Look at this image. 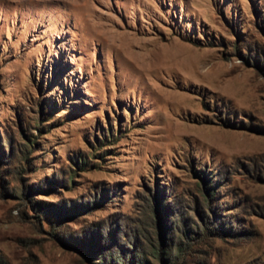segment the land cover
I'll list each match as a JSON object with an SVG mask.
<instances>
[{"label": "rangeland", "instance_id": "1", "mask_svg": "<svg viewBox=\"0 0 264 264\" xmlns=\"http://www.w3.org/2000/svg\"><path fill=\"white\" fill-rule=\"evenodd\" d=\"M61 231L264 264V0H0V264Z\"/></svg>", "mask_w": 264, "mask_h": 264}, {"label": "trees", "instance_id": "2", "mask_svg": "<svg viewBox=\"0 0 264 264\" xmlns=\"http://www.w3.org/2000/svg\"><path fill=\"white\" fill-rule=\"evenodd\" d=\"M31 142H34L31 141ZM31 142H28L31 145ZM96 204V201L88 202L86 206H90V204ZM64 213V212H63ZM66 214V213H65ZM161 218V211L158 213ZM40 216V215H39ZM39 216L37 215L36 220H39ZM70 232L61 231L59 237L62 240L75 248L79 249L86 257H89L90 264H157L153 262L150 258H148L145 250L139 245L137 242H129L132 245V248L125 244H120V242L116 240H112L111 232L110 235H107V241L103 240L102 233L96 232L95 234L87 233L84 236H76L72 239L67 234ZM101 236V237H100ZM152 240V239H151ZM154 243V240H152ZM162 243H165L162 239ZM181 242L176 243L177 249H180ZM150 247H152L153 253L160 258L165 264H172V258H176L174 254H172L171 244H169L165 248L155 247L154 244L150 242ZM173 247V246H172ZM94 256H98L99 259L95 261L93 259ZM174 264V263H173Z\"/></svg>", "mask_w": 264, "mask_h": 264}]
</instances>
